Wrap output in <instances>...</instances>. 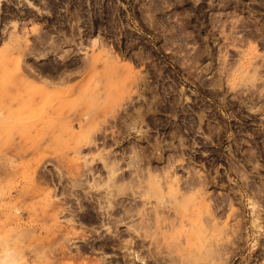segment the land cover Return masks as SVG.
Segmentation results:
<instances>
[{"label": "rangeland", "instance_id": "1", "mask_svg": "<svg viewBox=\"0 0 264 264\" xmlns=\"http://www.w3.org/2000/svg\"><path fill=\"white\" fill-rule=\"evenodd\" d=\"M0 188V258L264 264V0H0Z\"/></svg>", "mask_w": 264, "mask_h": 264}, {"label": "bare ground", "instance_id": "2", "mask_svg": "<svg viewBox=\"0 0 264 264\" xmlns=\"http://www.w3.org/2000/svg\"><path fill=\"white\" fill-rule=\"evenodd\" d=\"M43 83L46 85V83L43 81ZM47 84H48V82H47ZM46 87V86H45ZM82 133H83V131H82ZM72 134V133H71ZM83 140V139H82ZM90 144V142L89 141H85V144ZM86 146V145H85ZM40 157V156H39ZM42 159V158H41ZM38 163H39V161L37 162V165H38ZM111 166V165H110ZM109 166V167H110ZM109 167H107L108 169H110ZM113 168V167H112ZM87 169H90V170H92V168H87ZM114 169V168H113ZM115 171V170H114ZM114 171H112V169L111 170H108V175H109V177H108V179L109 180H111L112 179V177L114 176ZM116 172V171H115ZM32 173V172H31ZM34 173V172H33ZM80 173V172H79ZM32 175V174H31ZM78 175H80V174H78ZM36 178V177H35ZM45 175H41V176H39V179H38V181L37 182H33V183H31L32 184V187H31V192L28 194V195H26V198L27 199H29V201L31 202V203H35L36 202V199H35V196L36 195H38L39 194V192H43L42 193V201H43V203H44V207L46 208V207H48V206H50L51 204H53V201H52V199H51V194H50V192L49 191H47V189H48V187L46 188V189H42L41 187H40V184H42L41 182H43L44 180H45ZM31 179V178H30ZM107 179V180H108ZM108 180V181H109ZM106 183V182H105ZM30 184V185H31ZM108 184H106V186H107ZM97 186V184L94 182L93 184H92V186L91 187H96ZM109 186V185H108ZM53 190V189H52ZM106 190H108V189H106ZM7 192V191H6ZM9 193V192H8ZM116 194V193H115ZM114 193H112L111 191L110 192H106V194L105 195H103L102 196V198L99 200V201H102V203H105L106 205L104 206L105 208H107V211L108 210H111V208H112V204L114 203V201H115V197L117 196V195H115ZM0 195H1V197H4L5 196V189H3V188H0ZM7 197H9L10 198V195L9 196H7ZM101 197V196H100ZM16 201V200H15ZM39 202L41 201V200H38ZM41 201V202H42ZM9 202H10V200H9ZM38 202V203H39ZM0 203H1V201H0ZM38 203H36V204H38ZM42 203V204H43ZM3 203H1L0 204V209H1V206L3 207ZM36 206V205H35ZM65 211V210H64ZM68 211V210H67ZM62 212H63V210H62ZM61 212V213H62ZM110 213V212H109ZM125 213V212H124ZM59 214H60V212H59ZM130 215V214H129ZM127 216V217H129L130 218V216ZM133 215V214H132ZM131 215V216H132ZM112 216V215H111ZM37 218L38 216L36 215V216H31V223L33 222H35V219L33 220V218ZM56 217H58V216H56ZM56 217H54V219H56ZM106 218H107V216H106ZM122 218V217H121ZM125 218V217H124ZM58 219V218H57ZM88 219H90V218H88ZM115 219V218H114ZM106 220V219H105ZM120 220V219H119ZM123 220V219H122ZM117 221V220H116ZM101 223V222H100ZM118 223V222H117ZM107 225V224H106ZM141 225V224H140ZM111 226H113L112 224H111ZM138 226V225H137ZM135 227V226H134ZM145 227V226H144ZM57 228V227H56ZM90 228V227H89ZM110 228L111 227H108L107 226V230H110ZM136 229V228H135ZM134 231V230H133ZM83 232V231H82ZM134 232H136V231H134ZM137 233V232H136ZM143 235V234H142ZM69 236V235H68ZM71 240L69 239V238H67V234H66V237L64 236L63 237V242H62V244H61V247H60V251H62V253H63V256H66L67 254H68V247H67V243L68 242H70ZM121 243V242H120ZM125 243H126V241H125ZM120 245V244H119ZM128 245V246H127ZM130 246H132V241L130 240V241H128L127 242V244H121L120 246H117V247H119V249L120 250H122L121 252H122V254H120V255H122V258H123V262L125 263V264H145V259H144V257L143 256H140V254L137 252V251H134V250H132L131 248H130ZM59 247V246H58ZM71 248V247H70ZM86 248V247H85ZM89 248V247H88ZM93 248V247H92ZM84 249V248H83ZM96 249V248H95ZM118 249V248H117ZM20 250H22L21 248H20ZM30 250V249H29ZM51 250V249H50ZM76 250V249H75ZM91 250V249H90ZM94 250V249H93ZM92 250V251H93ZM10 250H9V248H4L3 247V249H2V256H1V258H0V264H26V262H25V256H26V254H25V256H22L23 254H20L17 258H15V260H13L14 259V257L11 259V260H9L8 258H9V256H10V253L12 252H9ZM88 251V250H87ZM18 252V251H17ZM16 252V254H18ZM23 252H25V251H23ZM35 252H36V250H35ZM41 252H43V251H41ZM46 252V251H45ZM13 253L14 252H12L11 254L13 255ZM22 253V252H21ZM29 253V252H28ZM31 253H34V252H31ZM55 253V252H54ZM41 254V253H40ZM39 254V255H40ZM53 252L51 251V252H47V253H42L40 256H39V259L41 258L42 259V261H44L45 263H48L49 262V260L51 259V257H52V259H53ZM33 255H35V254H33ZM15 256V255H14ZM69 256V255H68ZM37 257H38V254H37ZM70 257V259H71V257H74V258H80L81 257V252H80V250H79V248H77V251H76V253L73 255V256H69ZM24 258V259H23ZM32 258V257H31ZM85 258V257H84ZM29 259V258H28ZM38 259V261H40ZM9 260V261H8ZM37 260V259H36ZM72 260V259H71ZM8 261V262H7ZM37 261V262H38ZM97 261V260H96ZM100 260H98V262H95V263H89V264H105V263H102L103 262V259H102V261H100ZM28 263V262H27ZM34 263V262H33ZM42 263V262H41ZM59 263V262H58ZM68 263H70V262H68ZM50 264H51V262H50ZM81 264H85V263H81Z\"/></svg>", "mask_w": 264, "mask_h": 264}]
</instances>
